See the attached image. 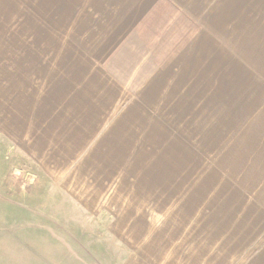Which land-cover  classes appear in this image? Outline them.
I'll return each instance as SVG.
<instances>
[{"label": "crops", "instance_id": "crops-1", "mask_svg": "<svg viewBox=\"0 0 264 264\" xmlns=\"http://www.w3.org/2000/svg\"><path fill=\"white\" fill-rule=\"evenodd\" d=\"M163 100L204 109L221 164L243 155L229 187L264 205V0H0V131L33 165V191L0 189V204L47 220L69 202L116 210L84 152L141 122L119 112Z\"/></svg>", "mask_w": 264, "mask_h": 264}, {"label": "rangeland", "instance_id": "rangeland-1", "mask_svg": "<svg viewBox=\"0 0 264 264\" xmlns=\"http://www.w3.org/2000/svg\"><path fill=\"white\" fill-rule=\"evenodd\" d=\"M153 103L119 112L141 122H118V139L103 136L84 152L118 186L116 210L89 214L69 202L68 219L47 220L0 204V264H264V205L229 187L243 155L221 164L220 137L206 140L204 109ZM32 166L0 131L1 191L32 189L20 181Z\"/></svg>", "mask_w": 264, "mask_h": 264}]
</instances>
